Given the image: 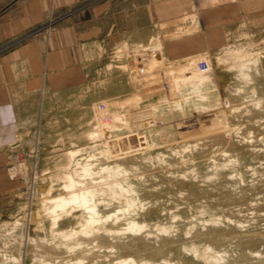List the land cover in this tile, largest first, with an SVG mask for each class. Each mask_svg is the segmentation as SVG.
Segmentation results:
<instances>
[{
	"label": "rangeland",
	"instance_id": "374dc122",
	"mask_svg": "<svg viewBox=\"0 0 264 264\" xmlns=\"http://www.w3.org/2000/svg\"><path fill=\"white\" fill-rule=\"evenodd\" d=\"M122 64L49 100L8 173L0 264H264V31Z\"/></svg>",
	"mask_w": 264,
	"mask_h": 264
},
{
	"label": "crops",
	"instance_id": "0c3cea01",
	"mask_svg": "<svg viewBox=\"0 0 264 264\" xmlns=\"http://www.w3.org/2000/svg\"><path fill=\"white\" fill-rule=\"evenodd\" d=\"M263 31L264 0H0V201L16 192L9 168L45 128L49 100L89 69L154 47L167 61L197 57Z\"/></svg>",
	"mask_w": 264,
	"mask_h": 264
},
{
	"label": "built area",
	"instance_id": "2783aa9c",
	"mask_svg": "<svg viewBox=\"0 0 264 264\" xmlns=\"http://www.w3.org/2000/svg\"><path fill=\"white\" fill-rule=\"evenodd\" d=\"M196 64H197V71H198V73H205V72H207V70H208V64H207V62H206V60L204 59V60H198L197 62H196ZM104 108V107H103ZM14 169H15V166H13V167H10L9 168V172H13L14 171ZM10 175H11V173H10ZM13 176H15V174H13L12 175V177Z\"/></svg>",
	"mask_w": 264,
	"mask_h": 264
}]
</instances>
